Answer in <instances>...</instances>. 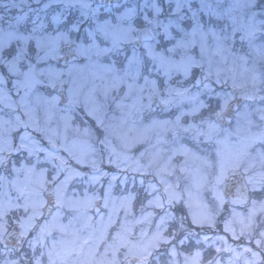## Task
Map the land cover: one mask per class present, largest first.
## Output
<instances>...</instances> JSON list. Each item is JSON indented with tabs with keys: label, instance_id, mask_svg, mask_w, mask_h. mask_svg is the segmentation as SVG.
Instances as JSON below:
<instances>
[{
	"label": "rangeland",
	"instance_id": "obj_1",
	"mask_svg": "<svg viewBox=\"0 0 264 264\" xmlns=\"http://www.w3.org/2000/svg\"><path fill=\"white\" fill-rule=\"evenodd\" d=\"M0 6L14 26L28 23L0 26V52L20 48L9 59L0 53V264L24 262L1 245L13 224L30 235L31 264H264V101L243 103L229 126L215 120L231 87L264 91V0ZM143 25L155 37L136 48ZM76 37L80 59L61 67L57 51ZM202 68L214 81L196 87ZM58 84L75 107L61 104ZM18 134L26 160L5 165ZM238 172L248 194L230 202L222 187ZM49 184L58 209L44 217ZM183 219L190 231L180 237Z\"/></svg>",
	"mask_w": 264,
	"mask_h": 264
},
{
	"label": "water",
	"instance_id": "obj_2",
	"mask_svg": "<svg viewBox=\"0 0 264 264\" xmlns=\"http://www.w3.org/2000/svg\"><path fill=\"white\" fill-rule=\"evenodd\" d=\"M97 3H106V4H112L116 0H94ZM152 31L148 27H144L143 29L140 30L139 32V38L135 41L136 47L140 46L146 41H150L153 39L152 36ZM77 49V43L74 41L73 43L69 45H65L61 48V53L62 56L59 58V62L61 64H66L71 61V59H79L78 51ZM198 78L195 81V85L197 86H202L204 85L207 81H213V77L205 70H201L200 74H198ZM64 86L58 85L56 87V92L61 96V102H63L66 105H71L73 102L69 100L66 96V92ZM232 94L233 98L230 100L226 108L220 112L219 114L216 115V121L221 123L222 125H227L230 124L234 118V114L237 113V110L239 109L241 103L243 102H257L261 101L264 99V95L261 93H256L252 90L251 87L244 86V87H234L232 88ZM155 104L157 106H160L161 108L166 107V104L162 102L161 100H156ZM26 127V125L24 124ZM56 150H59V147H53ZM19 151V148L17 147L14 149L11 154L6 156L9 158L11 155L17 154ZM62 169L66 170V165L63 164V162H59ZM245 180L244 176L241 173H233L225 181V185L223 187V193L225 198L232 199L235 197H243L247 194V187H245ZM55 192H54V187L50 186L46 192L47 196V205L45 206V214L46 216H49L52 211L56 208V200H55ZM166 203L169 205H174L172 201L165 200ZM102 199H99L98 202L96 203L95 211L96 213L102 210ZM20 225H15L9 233L5 236L3 240V244L5 246H12L15 247V250H19L23 243L25 242V236L21 234ZM148 263L147 260H140L137 257H132L128 260V264H146Z\"/></svg>",
	"mask_w": 264,
	"mask_h": 264
},
{
	"label": "flooded vegetation",
	"instance_id": "obj_3",
	"mask_svg": "<svg viewBox=\"0 0 264 264\" xmlns=\"http://www.w3.org/2000/svg\"><path fill=\"white\" fill-rule=\"evenodd\" d=\"M118 1V0H117ZM93 2V1H92ZM93 4L97 7V6H102V7H108L107 5H105V4H98V3H94L93 2ZM116 4V3H115ZM5 8L3 7V6H0V26H2V27H10V28H12V30H16V31H21V30H28V23L24 20V17H22V19H21V21H20V26L19 27H16V26H14L13 24L15 23L14 21H13V19H12V17L10 16V15H8V14H6L5 12ZM72 12L70 11V13H69V15L71 14ZM75 13V19H78L80 16H79V14H78V12H74ZM25 25H27V26H25ZM143 26H145V27H149V28H151L150 27V25H143ZM152 29V28H151ZM152 32H153V30H152ZM152 36H154L155 37V35H154V32H153V35ZM19 50H20V48H18L15 44H12L11 46H9V47H7L6 48V50H4V51H2V52H0L1 54H4L5 55V58H7V59H9V58H12V54H14V53H18L19 52ZM39 50L38 49H36V47H33V48H31L30 49V51H28V52H30V53H32V52H35V53H37ZM39 61V59L37 60V62ZM3 69H5V67L3 66V65H1L0 64V83L2 82V75H3V72H2V70ZM6 78H10L7 74H6ZM11 79V78H10ZM17 98V97H16ZM70 107H74V106H70ZM24 130H27V129H24ZM32 135V137L37 141V142H42V141H39L40 139H39V136L37 135V134H31ZM20 137L22 138V136L20 135V134H18L17 136H16V142L14 143V145H12L13 147L12 148H10V150L9 151H7L6 153H4V155L3 156H1V157H4V164L5 165H8L10 162H12L14 159H17L18 161H20L22 158H24V160H26V156H24V155H26L27 153H26V151H25V149H22L21 148V151L20 152H18L17 154H14V155H11L8 159H7V157L6 156H8L9 154H11V151L16 147V146H20ZM13 143V142H12ZM46 145H47V148L49 149H51V143H48V142H46ZM20 147H22V146H20ZM30 155V154H29ZM1 159V158H0ZM49 185H52L54 188L56 187V184H49ZM55 193H56V189H55ZM57 198V197H56ZM58 203V202H57ZM56 209H58V207L56 208ZM55 209V210H56ZM54 210V211H55ZM53 211V212H54ZM56 212V211H55ZM51 216V215H50ZM27 235V234H26ZM28 236V235H27ZM30 237V235L28 236V238ZM28 238H26L27 239V241H28ZM6 249H8V250H10V254H11V257L10 258H20L21 257V260L23 261L24 259V253L26 252L25 250V248H26V245L24 244V246L20 249V250H15V248H13V247H11V248H9V247H5ZM32 258V254L29 252V254L26 256V258L25 259H27V260H29V259H31ZM32 260V259H31ZM31 260H29L28 262L26 261L25 263L26 264H29V262H30V264H31ZM50 261V260H49ZM48 261V262H49ZM24 262H22V264H25Z\"/></svg>",
	"mask_w": 264,
	"mask_h": 264
},
{
	"label": "trees",
	"instance_id": "obj_4",
	"mask_svg": "<svg viewBox=\"0 0 264 264\" xmlns=\"http://www.w3.org/2000/svg\"><path fill=\"white\" fill-rule=\"evenodd\" d=\"M264 92V91H263ZM214 101V99H211V102H213ZM182 221V223H183V225L185 226V228H184V231L185 232H182V235L180 236V237H184L185 235H186V233L188 232V231H190L189 229H190V227H188V225L186 224L187 223V221H185V219H183V220H181ZM195 239L193 238V237H191V238H189V243H192V244H194V246H201V247H204L205 249L203 250L204 251V253H209L211 250V247L209 248V247H207V246H204L203 244H200L198 241H194ZM191 245V244H190ZM190 245H187V244H185V241H184V243L180 246V248L182 249V248H190Z\"/></svg>",
	"mask_w": 264,
	"mask_h": 264
}]
</instances>
